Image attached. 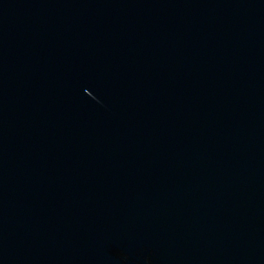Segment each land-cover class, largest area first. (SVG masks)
Returning a JSON list of instances; mask_svg holds the SVG:
<instances>
[{"label": "water", "instance_id": "1", "mask_svg": "<svg viewBox=\"0 0 264 264\" xmlns=\"http://www.w3.org/2000/svg\"><path fill=\"white\" fill-rule=\"evenodd\" d=\"M0 264H264V0H0Z\"/></svg>", "mask_w": 264, "mask_h": 264}]
</instances>
